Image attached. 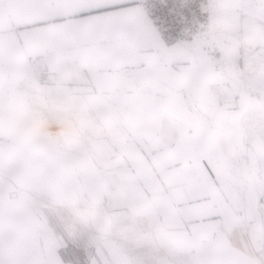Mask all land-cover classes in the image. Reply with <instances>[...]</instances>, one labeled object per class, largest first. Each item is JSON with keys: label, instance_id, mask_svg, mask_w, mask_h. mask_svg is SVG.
<instances>
[{"label": "crops", "instance_id": "obj_1", "mask_svg": "<svg viewBox=\"0 0 264 264\" xmlns=\"http://www.w3.org/2000/svg\"><path fill=\"white\" fill-rule=\"evenodd\" d=\"M218 3L223 68L164 42L142 0H0V264H258L264 137L249 190L230 159L256 114L233 91L264 68V0ZM39 200L102 207L89 259Z\"/></svg>", "mask_w": 264, "mask_h": 264}, {"label": "built area", "instance_id": "obj_2", "mask_svg": "<svg viewBox=\"0 0 264 264\" xmlns=\"http://www.w3.org/2000/svg\"><path fill=\"white\" fill-rule=\"evenodd\" d=\"M142 6L146 16L151 21L154 32L161 39L174 44L179 41L201 42L211 54V62L215 67L223 68L228 65L225 56L226 45L229 39L221 38L218 32V16L220 6L218 0H142ZM241 79L233 95H238L241 91H249L252 95L254 86H250L249 80L260 79L258 86L264 87V68H250L238 73ZM248 83V84H247ZM255 85V84H253ZM259 129H264V113L256 117V114L249 115L244 123L243 143H249L252 136L254 120L259 122ZM253 121L251 123H247ZM246 155L240 146H236L230 159L232 170L231 182L242 192L246 191L247 183L244 178L243 165ZM81 203L72 206H58L62 212L61 223L68 237L73 243L85 251V256L89 259L91 241L101 236L102 230L107 224V214L101 206L95 207V215L84 211L80 207ZM54 208L57 206H53ZM78 210V211H76ZM96 240V239H95ZM118 243L123 244L121 239ZM258 264H264V248L257 256Z\"/></svg>", "mask_w": 264, "mask_h": 264}, {"label": "rangeland", "instance_id": "obj_3", "mask_svg": "<svg viewBox=\"0 0 264 264\" xmlns=\"http://www.w3.org/2000/svg\"><path fill=\"white\" fill-rule=\"evenodd\" d=\"M250 82V86H254V90H253V97L255 99V104L254 107H255V113H256V117H259V115H262L264 113V87L263 86H258L260 83V79H257V80H249ZM248 84V83H247ZM255 84V85H253ZM261 85V84H260ZM241 94H244L246 95L247 97H252V95L249 93V91H244V92H240ZM239 93V94H240ZM248 117V115H247ZM246 117V118H247ZM262 119H259V122H257L256 120H254V127H253V130L252 133L253 134H258L260 137H264V129H259V125H260V122H261ZM253 121L249 122V120L247 121V123H251L252 124ZM243 126H245L243 124ZM252 136H251V140L249 143H245L243 144V148L245 149L244 154L246 155V161L244 162V165H243V171H244V178H245V181L247 183V188H246V191L249 190V187L251 186V176L249 177V174H250V171H249V162H248V156H249V153H250V150L253 149V146H252ZM96 203V202H95ZM37 204L38 206L41 208V209H45V210H48L49 212L53 213V215L55 216V218L59 219V221H61L62 219V212L59 211L58 209H60L59 207H53L52 204L48 203L47 201H43V200H39L37 201ZM96 205V204H94ZM93 203L91 202V200H88V201H84L83 203H81L80 207L84 209V211L86 212H90L91 215H95V207H92L94 206ZM96 207H99V205H96ZM78 211V210H76ZM61 218V219H60Z\"/></svg>", "mask_w": 264, "mask_h": 264}, {"label": "bare ground", "instance_id": "obj_4", "mask_svg": "<svg viewBox=\"0 0 264 264\" xmlns=\"http://www.w3.org/2000/svg\"><path fill=\"white\" fill-rule=\"evenodd\" d=\"M255 100V99H254Z\"/></svg>", "mask_w": 264, "mask_h": 264}]
</instances>
